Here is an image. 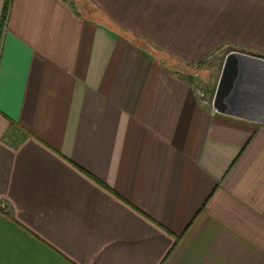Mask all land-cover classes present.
Segmentation results:
<instances>
[{
  "label": "crops",
  "instance_id": "crops-1",
  "mask_svg": "<svg viewBox=\"0 0 264 264\" xmlns=\"http://www.w3.org/2000/svg\"><path fill=\"white\" fill-rule=\"evenodd\" d=\"M215 43L264 58V0H0V264H264V61L220 113Z\"/></svg>",
  "mask_w": 264,
  "mask_h": 264
},
{
  "label": "water",
  "instance_id": "water-1",
  "mask_svg": "<svg viewBox=\"0 0 264 264\" xmlns=\"http://www.w3.org/2000/svg\"><path fill=\"white\" fill-rule=\"evenodd\" d=\"M248 58L264 61V58L241 51H231L227 54L213 98V107L218 112L235 116L245 114L242 113L243 106L234 105L232 101L242 76V69L246 66L243 61Z\"/></svg>",
  "mask_w": 264,
  "mask_h": 264
},
{
  "label": "rangeland",
  "instance_id": "rangeland-1",
  "mask_svg": "<svg viewBox=\"0 0 264 264\" xmlns=\"http://www.w3.org/2000/svg\"><path fill=\"white\" fill-rule=\"evenodd\" d=\"M205 30H206L208 36H211L214 28L212 29L210 26H208V27H205ZM215 47H218V49H215V51L218 50L217 51L218 53H215V52L210 53V55H208V57L203 58L201 61H199L196 64H192L188 69L191 72V74H190L191 83L193 84L195 89L198 91L200 97L205 98L208 101L207 104H209L211 107H212V101L214 98L212 94H215L213 89L215 88L216 82H218L217 80L219 79L220 71H222V68H223V65L221 62L223 56H222V58H221V56H217V54H220L223 50L216 43H215ZM226 48L227 47L225 45V49L222 52V55H224L227 52ZM237 48H240V47H237ZM169 60H170V62H173L174 59H169ZM174 65L178 66L180 64L178 63V61H175ZM260 80H264V79H260ZM201 93L204 96H201ZM236 94L238 96H242L240 92L237 93V91H236ZM241 99H244V98L241 97ZM252 101L257 102L258 99H253ZM252 101H245L244 100L242 102H239L240 104H243V103L246 104V105H243V110H242V111H244L245 114H247L248 113L247 111L250 110L247 103L252 102ZM257 104H259V107H261V106L263 107L262 111L264 112L263 100H262V102L257 103ZM253 108H255V107H253ZM251 110L254 112V109L251 108ZM247 115H249V114H247ZM263 115H264V113H263ZM255 118L258 119L257 116H255ZM261 124H264V122L261 121Z\"/></svg>",
  "mask_w": 264,
  "mask_h": 264
},
{
  "label": "built area",
  "instance_id": "built-area-1",
  "mask_svg": "<svg viewBox=\"0 0 264 264\" xmlns=\"http://www.w3.org/2000/svg\"><path fill=\"white\" fill-rule=\"evenodd\" d=\"M201 96H204L202 93H201ZM203 99V101L205 102V103H208V101L205 99V98H202ZM212 105H213V101H212Z\"/></svg>",
  "mask_w": 264,
  "mask_h": 264
},
{
  "label": "bare ground",
  "instance_id": "bare-ground-1",
  "mask_svg": "<svg viewBox=\"0 0 264 264\" xmlns=\"http://www.w3.org/2000/svg\"><path fill=\"white\" fill-rule=\"evenodd\" d=\"M237 87V86H236Z\"/></svg>",
  "mask_w": 264,
  "mask_h": 264
}]
</instances>
